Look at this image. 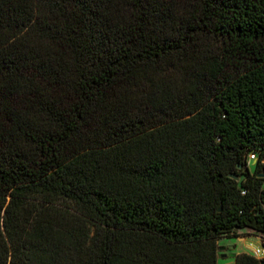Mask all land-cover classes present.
Masks as SVG:
<instances>
[{"label":"trees","instance_id":"16d2710c","mask_svg":"<svg viewBox=\"0 0 264 264\" xmlns=\"http://www.w3.org/2000/svg\"><path fill=\"white\" fill-rule=\"evenodd\" d=\"M242 229L264 0H0V264H218Z\"/></svg>","mask_w":264,"mask_h":264},{"label":"rangeland","instance_id":"374dc122","mask_svg":"<svg viewBox=\"0 0 264 264\" xmlns=\"http://www.w3.org/2000/svg\"><path fill=\"white\" fill-rule=\"evenodd\" d=\"M253 156H251V159ZM263 238L250 229L237 232L236 238H223L219 242L221 247L218 264H235V256L239 254L255 255V250L263 249Z\"/></svg>","mask_w":264,"mask_h":264},{"label":"built area","instance_id":"2783aa9c","mask_svg":"<svg viewBox=\"0 0 264 264\" xmlns=\"http://www.w3.org/2000/svg\"><path fill=\"white\" fill-rule=\"evenodd\" d=\"M253 158H254V156H253ZM263 245H264V240H263ZM254 256L257 259L264 261V246H263V249H257V250H255V255Z\"/></svg>","mask_w":264,"mask_h":264},{"label":"water","instance_id":"95a60500","mask_svg":"<svg viewBox=\"0 0 264 264\" xmlns=\"http://www.w3.org/2000/svg\"><path fill=\"white\" fill-rule=\"evenodd\" d=\"M236 180H239L240 178L239 177H235ZM260 264H264V261H261Z\"/></svg>","mask_w":264,"mask_h":264}]
</instances>
